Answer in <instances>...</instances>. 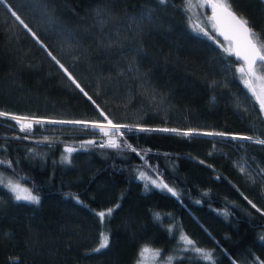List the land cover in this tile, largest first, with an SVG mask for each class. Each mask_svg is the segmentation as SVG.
<instances>
[{
	"label": "trees",
	"instance_id": "16d2710c",
	"mask_svg": "<svg viewBox=\"0 0 264 264\" xmlns=\"http://www.w3.org/2000/svg\"><path fill=\"white\" fill-rule=\"evenodd\" d=\"M229 3L264 40V0ZM226 48L184 0H0V112L264 138ZM155 130L122 128L113 148L89 125L0 116V175L39 197L0 177V264H139L144 247L156 264L264 262V144Z\"/></svg>",
	"mask_w": 264,
	"mask_h": 264
},
{
	"label": "snow or ice",
	"instance_id": "6c2138e0",
	"mask_svg": "<svg viewBox=\"0 0 264 264\" xmlns=\"http://www.w3.org/2000/svg\"><path fill=\"white\" fill-rule=\"evenodd\" d=\"M208 5L212 9V16L209 18L210 20L214 21V27L217 28L220 35L224 36L225 40L230 42L231 47L226 48L225 51L234 52V54L238 57L243 59L245 65L240 67L239 71L248 78L245 79V84L252 90L253 94L256 96V99L259 101L260 108L264 110V89L261 90L259 94L256 93V89L252 88V78L255 76V65L257 61L262 62L264 64V40L261 39L260 35L254 31V29L249 25V21L244 18L243 16L237 15V13L232 9L231 3L229 0H207ZM12 15L16 17L21 24L24 25L25 28H28L27 24H24V21L16 14L15 11L12 12ZM28 31L31 32L32 30L28 28ZM203 31V29H201ZM35 36V33H32ZM205 35L207 33L205 32ZM214 38V37H212ZM55 60V57H53ZM59 64V61H56ZM60 67L67 73V69L64 68L62 64ZM69 77H71V73H68ZM257 79H260L257 77ZM75 83V80L73 79ZM77 87L79 85L77 84ZM83 91V89H81ZM87 95V93H85ZM91 99V97H89ZM0 116H9L8 113L0 112ZM13 120H16L21 125V130L30 129L32 126V122L27 117H19V116H11ZM35 123H42L40 120H36ZM53 123H85L82 121H67V122H57L53 121ZM109 125H112V122L108 121ZM93 127L104 131V126L101 124H94ZM114 128H119V126L112 125ZM143 131H148V129H142ZM155 131H177L176 129H156ZM107 135V132L105 133ZM184 135H191V132L183 133ZM206 135H225L224 133H206ZM236 139H245V140H252V137H234ZM257 143L264 144V141H256ZM94 143V142H89ZM109 146L116 148L119 147V144L115 141L110 140ZM67 151L70 153L73 149L69 148ZM135 151V149H133ZM65 159H68L67 157ZM70 162V161H69ZM155 183V182H154ZM164 188H168L166 184L158 185ZM10 189L13 193H15L14 199L17 201H30L33 203H39V197L33 195L29 189L21 188L20 185H10ZM168 191L172 192L171 188H168ZM175 195V193L173 192ZM251 203V201H249ZM255 207V205H252ZM112 209H108L107 212L101 211L97 215L99 216L100 220L103 222L105 216H110L112 213ZM182 239L189 245L193 244V241L187 239V237H182ZM264 239V237H262ZM109 247V236L106 234H102L101 242L99 243V247L93 249V251L99 252L102 249H106ZM145 252L148 251L147 248L144 249ZM196 252L202 254V256L207 260H212V256L210 253L204 252L202 249L196 248ZM171 259V258H169ZM264 264V262H261Z\"/></svg>",
	"mask_w": 264,
	"mask_h": 264
},
{
	"label": "rangeland",
	"instance_id": "374dc122",
	"mask_svg": "<svg viewBox=\"0 0 264 264\" xmlns=\"http://www.w3.org/2000/svg\"><path fill=\"white\" fill-rule=\"evenodd\" d=\"M184 5H185V8L187 9L189 15H190V22L192 24V26L198 30L199 32H202V33H207L209 34L211 30L215 31V27H214V24L212 22V20H210V16L207 14V12L205 11V8H206V5L208 6V3H207V0H184ZM201 29H203V31H201ZM227 45L229 46V48L231 47L230 45V42L225 40ZM261 63L262 62H258L256 65H255V76L252 78V88H255L256 89V93L259 94L261 92L262 89H264V75L262 74L261 72ZM242 66H244V63L242 62L241 64ZM240 66V67H242ZM240 67L238 68V74H239V77L241 79V81L245 84V79H247L248 77L245 76V74L241 73L239 71ZM257 77H259L260 79H257ZM246 85V84H245ZM247 86V85H246ZM247 88L252 92V90L247 86ZM253 94V92H252ZM254 95V94H253ZM254 97L256 98V96L254 95ZM258 101V100H257ZM259 103V101H258ZM260 105V104H259ZM264 112V110H262ZM13 116L12 114H9V116L7 117H11ZM25 117V116H23ZM29 119H32V126L33 124L35 123L36 120H40L42 122H51L53 123V121H57V122H67L68 120H62V119H49V118H37V117H27ZM13 120V119H12ZM75 121H80V120H75ZM13 122L15 123V125L21 129V127L15 122V120H13ZM82 122H85V123H76V124H83V125H89L90 127H93V125L95 123H90L89 121H82ZM93 122H98V121H93ZM88 123V124H86ZM100 123H107L108 122H100ZM102 125V124H101ZM112 125H116V126H119V128H114L112 127ZM112 125H107L105 126L106 129L103 131L97 129L99 132L105 134L107 132V135L105 134V140L104 142L106 144H109V141L112 140V141H115L117 142L118 139L116 137V134L117 132H119L120 129L122 128H127V129H136L135 127L131 126V125H126V124H117V123H113L112 122ZM32 126L30 129H24L26 131L28 130H31L32 129ZM104 126V125H103ZM95 128V127H93ZM96 129V128H95ZM168 129V128H167ZM203 132V131H201ZM211 131H204L203 133L206 134V133H210ZM226 136H231V137H236V136H239V137H242V135H235V134H225ZM243 137H254V136H243ZM257 137V136H255ZM259 138V137H257ZM142 175L145 177L146 174L145 172L142 173ZM0 177L5 181L6 184H8V188L10 189V185H20L21 188H26V189H29L31 191V193L33 195H36V193H34L29 187L28 185L20 182L19 180H15L13 176H10L8 175L7 173H1ZM163 184H166V183H163ZM161 183V185H163ZM168 186V188H170L171 186L166 184ZM11 190V189H10ZM14 196H15V193H13ZM37 196V195H36ZM185 237V236H183ZM182 241V244L185 246H189V247H192L191 245L187 244L183 239H181ZM147 248V247H144L141 251H140V255H139V264H156L158 262V249L157 248H147L148 251L145 252L144 249Z\"/></svg>",
	"mask_w": 264,
	"mask_h": 264
},
{
	"label": "bare ground",
	"instance_id": "6f19581e",
	"mask_svg": "<svg viewBox=\"0 0 264 264\" xmlns=\"http://www.w3.org/2000/svg\"><path fill=\"white\" fill-rule=\"evenodd\" d=\"M210 8V7H209ZM14 116H19V117H23V116H21V115H14ZM31 122H32V119H29ZM15 122L21 127V125H20V123H18L16 120H15ZM90 123H95V124H102V125H104V130L106 129V127L105 126H107L108 124L107 123H100V122H93V121H89ZM86 124H88V123H86ZM133 127H135L136 129H167V128H158V127H151V126H133ZM96 129H98V128H96ZM169 129V128H168ZM100 130V129H99ZM177 131H180L181 133L182 132H185V133H187V132H191V133H194L196 130H179V129H176ZM177 131H175V132H177ZM104 132V131H103ZM211 133H218V132H211ZM199 135V134H198ZM243 136H245V135H242V137ZM236 137H239V136H236ZM143 178V177H142ZM179 244V243H178Z\"/></svg>",
	"mask_w": 264,
	"mask_h": 264
},
{
	"label": "water",
	"instance_id": "95a60500",
	"mask_svg": "<svg viewBox=\"0 0 264 264\" xmlns=\"http://www.w3.org/2000/svg\"><path fill=\"white\" fill-rule=\"evenodd\" d=\"M209 6V5H208ZM210 7V6H209ZM209 15H210V17L212 16V9H211V7H210V11H209ZM238 15V14H237ZM213 23H214V21H213ZM216 28V27H215ZM216 31H217V28H216ZM217 35H218V37L220 38V39H222V40H225V38H224V36H222V35H220V33H219V31H217ZM228 41V40H227ZM232 54L237 58V59H239V60H241L243 63H244V65H245V62L243 61V59H241V58H238L235 54H234V52H232ZM258 62H260V61H257V63ZM196 133H200V131H195ZM253 139L252 140H254V141H264V138H257V137H252Z\"/></svg>",
	"mask_w": 264,
	"mask_h": 264
},
{
	"label": "clouds",
	"instance_id": "9594fccd",
	"mask_svg": "<svg viewBox=\"0 0 264 264\" xmlns=\"http://www.w3.org/2000/svg\"><path fill=\"white\" fill-rule=\"evenodd\" d=\"M197 131H200V130H197ZM201 131H202V130H201ZM201 131H200V133H202Z\"/></svg>",
	"mask_w": 264,
	"mask_h": 264
}]
</instances>
